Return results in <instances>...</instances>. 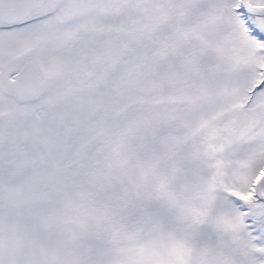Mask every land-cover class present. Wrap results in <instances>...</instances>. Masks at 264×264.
<instances>
[{
	"label": "snow or ice",
	"instance_id": "snow-or-ice-1",
	"mask_svg": "<svg viewBox=\"0 0 264 264\" xmlns=\"http://www.w3.org/2000/svg\"><path fill=\"white\" fill-rule=\"evenodd\" d=\"M0 264H264V0H0Z\"/></svg>",
	"mask_w": 264,
	"mask_h": 264
}]
</instances>
